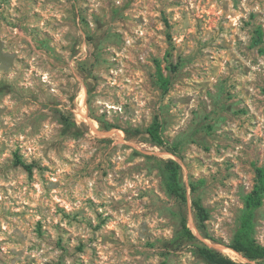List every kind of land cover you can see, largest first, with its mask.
I'll return each mask as SVG.
<instances>
[{
	"label": "rangeland",
	"instance_id": "1",
	"mask_svg": "<svg viewBox=\"0 0 264 264\" xmlns=\"http://www.w3.org/2000/svg\"><path fill=\"white\" fill-rule=\"evenodd\" d=\"M263 49L264 0H0V264H208L179 212L230 248L264 168Z\"/></svg>",
	"mask_w": 264,
	"mask_h": 264
},
{
	"label": "trees",
	"instance_id": "2",
	"mask_svg": "<svg viewBox=\"0 0 264 264\" xmlns=\"http://www.w3.org/2000/svg\"><path fill=\"white\" fill-rule=\"evenodd\" d=\"M257 42H263V34L258 32ZM264 51V49L262 50ZM176 69V66H173ZM159 84L165 91L169 90L170 79L166 76L159 66ZM151 137V141L162 149L165 147L164 135L161 131L160 123L154 122L147 130ZM177 154L176 150H170ZM25 165L23 162H21ZM162 169L165 173V186L169 194H171L180 206L188 203V189L182 177V169L180 163L173 158L162 160ZM257 180L253 189L244 198V208L239 217L237 228L234 232L228 247L242 254L247 260L234 259L230 254H226L222 250L210 246L203 242L188 223V218L184 212H179V229L177 239L179 247L187 242H192L194 251L202 257L208 264H264V244L260 243L256 238V213L264 203V168H257ZM192 190H196L195 184L191 185ZM193 207L195 211V223L200 234L211 240H215L208 230L207 222L210 220V211L203 204L200 198H193Z\"/></svg>",
	"mask_w": 264,
	"mask_h": 264
},
{
	"label": "bare ground",
	"instance_id": "3",
	"mask_svg": "<svg viewBox=\"0 0 264 264\" xmlns=\"http://www.w3.org/2000/svg\"><path fill=\"white\" fill-rule=\"evenodd\" d=\"M221 248H222V250L227 251V252H228V251H230V252H232V253H233V252H236V251L233 250L232 248H227V247H226V248H225V247H221ZM236 253H238V252H236ZM238 254H239V253H238ZM235 255H236V254H235Z\"/></svg>",
	"mask_w": 264,
	"mask_h": 264
},
{
	"label": "water",
	"instance_id": "4",
	"mask_svg": "<svg viewBox=\"0 0 264 264\" xmlns=\"http://www.w3.org/2000/svg\"><path fill=\"white\" fill-rule=\"evenodd\" d=\"M221 250V248H219Z\"/></svg>",
	"mask_w": 264,
	"mask_h": 264
}]
</instances>
